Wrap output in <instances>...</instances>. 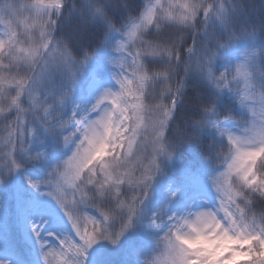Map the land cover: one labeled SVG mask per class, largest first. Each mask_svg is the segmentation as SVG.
Masks as SVG:
<instances>
[{"label":"snow or ice","instance_id":"6c2138e0","mask_svg":"<svg viewBox=\"0 0 264 264\" xmlns=\"http://www.w3.org/2000/svg\"><path fill=\"white\" fill-rule=\"evenodd\" d=\"M21 8L34 13L22 34L7 21ZM248 17L246 0L0 2V123L10 146L0 184L30 162L47 165L27 183L69 226L45 235L32 223L44 264L56 251L49 237L59 264H88L96 245L133 232L145 234L138 264H264V19ZM69 21L76 35L63 33ZM97 28L102 42L89 50ZM193 76L209 91L186 97ZM229 94L238 112L221 110ZM181 102L191 108L182 123ZM189 146L201 164L182 166L165 203L150 208ZM182 191L191 195L174 207Z\"/></svg>","mask_w":264,"mask_h":264},{"label":"trees","instance_id":"16d2710c","mask_svg":"<svg viewBox=\"0 0 264 264\" xmlns=\"http://www.w3.org/2000/svg\"><path fill=\"white\" fill-rule=\"evenodd\" d=\"M2 2V0H0ZM11 2L23 5L29 3H35V0H11ZM173 2L179 3L182 0H173ZM138 3L142 5L143 0H138ZM167 3V0H165ZM246 7L249 10V20L255 22L257 25L261 19H264V0H246ZM21 14H28L32 16L31 12L20 9ZM28 17V16H27ZM7 21L11 23L12 29L18 33L24 32V24L17 20V17L13 19L8 17ZM8 30V23L0 21V38L6 39V31ZM63 33L69 36L76 35L78 32L77 25L74 21L66 22L63 29ZM96 35L89 43V50H94L103 39V30L100 28L93 30ZM246 45H241L236 51L232 52L226 61L219 64L221 70L225 62H233L240 56L241 51ZM108 53H104V59L106 60ZM108 67L105 65L104 78L108 85L114 84L111 78V72L108 71ZM188 88L186 89V97L196 94L197 89L203 92L209 90L204 87L198 77H191L188 81ZM87 82L81 87L77 99L88 95ZM226 104H221L220 108L223 112L239 111V106L231 95H226ZM191 108L185 102H181L177 113V122L182 123L185 118V114L190 113ZM8 132L4 127V124L0 123V167L6 163V154L10 151V146L6 145V139ZM49 147L45 145V148ZM40 148V150H45ZM51 159L55 162L61 157L59 152H50ZM202 162V155L196 147H186L181 154L180 159L176 162L175 168L170 169L169 174L162 178L155 187L153 198L149 201V207L155 209L160 204L165 203L167 199L168 184L171 183L177 176L178 170L187 165L193 169L198 168ZM49 168L47 165H43L39 162H30L29 166L20 172L14 173L7 178L4 184H0V264H44L39 254L35 251V247L31 242V238L28 233L31 229L32 223L40 224L44 229V233L56 232L57 234L66 233L69 231V226L64 214L56 206L54 201L47 197L41 196L27 183L26 177H31L34 180L43 179ZM21 182L23 187L21 193V202L17 203L14 197L15 191H13L17 181ZM174 186H180L177 180ZM191 193L181 192L179 200L174 207L184 205L187 197ZM91 215H96L93 210ZM98 218V216H97ZM119 230V225H117ZM145 234L143 232L129 233L123 242L119 245H114L115 253L111 254L108 242H101L107 248L101 253H97L94 249L90 250L88 264H138L142 259V253L145 251ZM50 239H54L50 237ZM55 240V239H54ZM57 253V252H56ZM60 257L56 254L52 259V264H59Z\"/></svg>","mask_w":264,"mask_h":264},{"label":"rangeland","instance_id":"374dc122","mask_svg":"<svg viewBox=\"0 0 264 264\" xmlns=\"http://www.w3.org/2000/svg\"><path fill=\"white\" fill-rule=\"evenodd\" d=\"M31 14L34 15L33 12H31ZM33 15H32V16H33ZM27 16H28V17H27ZM30 17H31V16L28 15V14H20V15L17 17V20H18L20 23L24 24V21H27ZM241 45H243V44H241ZM238 48H239V47L235 48L232 52L236 51ZM6 145H8V143H7V139H6ZM8 153H9V151H8L7 154H6V159H7V155H8ZM22 189H23V187H22V185H21V182L18 180V181L16 182V184H15L14 189H13V191H15V195H14V197L16 198L17 203H20V202H21V193H22ZM44 234H45V233H44ZM28 235H29V237L31 238V242H32L33 246L35 247V251L39 254L41 260L43 261V257H42L41 252H40L39 244L36 242L35 237H34V234L32 233L31 229H30ZM45 235H47V234H45ZM124 238H125V237H124ZM48 239H49L48 242L52 245V247H53L54 249H56V251L53 252V255H52V257H51V259H53V258L55 257V255H56V252H58L57 242H56L54 239H50V237H49ZM122 240H123V238H122ZM122 240H121V242L124 243ZM119 244H120V243H119ZM115 246H117V245H115ZM104 248H107V246H105L103 243H100V244L96 245L93 249H94L97 253H101V252L104 250ZM109 250H110L111 254H114V253H115V251H113V250H114V245H111V246L109 247Z\"/></svg>","mask_w":264,"mask_h":264},{"label":"clouds","instance_id":"9594fccd","mask_svg":"<svg viewBox=\"0 0 264 264\" xmlns=\"http://www.w3.org/2000/svg\"><path fill=\"white\" fill-rule=\"evenodd\" d=\"M76 3V0H66V4L71 7L72 5H74ZM94 51V50H93ZM2 179V178H0Z\"/></svg>","mask_w":264,"mask_h":264}]
</instances>
